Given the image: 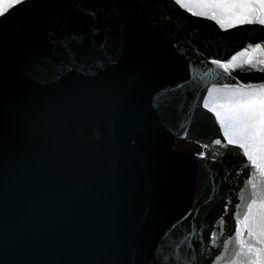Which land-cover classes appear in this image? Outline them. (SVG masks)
<instances>
[{
	"label": "water",
	"instance_id": "obj_1",
	"mask_svg": "<svg viewBox=\"0 0 264 264\" xmlns=\"http://www.w3.org/2000/svg\"><path fill=\"white\" fill-rule=\"evenodd\" d=\"M184 2L154 0L151 22L130 26L126 43L109 40L100 69L50 66L45 79L10 82V109L39 103L48 119L11 133L0 218L6 264H209L198 245L222 240L214 264H225L234 212L242 218L251 185L264 188V176L248 175L243 150L227 144L201 97L225 84L264 82V71L229 74L211 63L235 55L239 65L238 54L261 43L264 31L221 29L193 15L195 0ZM0 10L11 43L32 8L0 0Z\"/></svg>",
	"mask_w": 264,
	"mask_h": 264
},
{
	"label": "snow or ice",
	"instance_id": "obj_2",
	"mask_svg": "<svg viewBox=\"0 0 264 264\" xmlns=\"http://www.w3.org/2000/svg\"><path fill=\"white\" fill-rule=\"evenodd\" d=\"M17 5L30 4L31 14L27 18V29L17 28L15 36L0 32V218L4 205V186L8 179L13 159L11 133L13 129L35 127L48 119L47 110L39 103L9 108L12 94L10 82L25 77L39 81L46 78L50 66L71 72L76 66L97 69L107 62L108 41L115 39L126 43L129 28L141 20L151 22L154 0H8ZM176 5L187 7L184 0H174ZM197 11L193 15L210 18L221 29L243 25H260L264 31V0H195ZM191 11V8H189ZM8 13L0 10V17ZM100 37L104 39L101 40ZM231 59H213L212 64L224 73L240 67L242 71H264V40L251 43L243 53ZM247 65L245 69L243 66ZM63 79L62 76L59 77ZM179 87V85L177 86ZM215 93V95H213ZM203 107L215 114L223 129V138L228 145H236L243 150L247 161H242L248 175L258 172L264 176V82L259 84H225L222 88L209 90L208 98H203ZM157 106H163L157 102ZM135 144V138L130 139ZM221 145V139L214 140ZM205 148L208 145H204ZM201 160L206 153L195 154ZM217 159L215 153L207 154ZM227 155V153H225ZM243 168L241 170H243ZM253 192L246 203L242 218H238L232 231L235 232V247L225 264H264V188L252 184ZM235 205L234 208H239ZM215 236V233L212 234ZM231 236V231L229 232ZM214 264L220 255L219 244L201 245ZM191 247V245H189ZM215 250V255L212 254ZM8 237L0 223V264H6ZM12 264H25L13 261ZM169 264H177L171 259Z\"/></svg>",
	"mask_w": 264,
	"mask_h": 264
}]
</instances>
